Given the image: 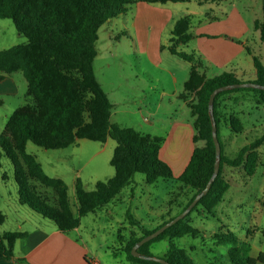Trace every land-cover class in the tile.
Wrapping results in <instances>:
<instances>
[{
	"label": "trees",
	"instance_id": "obj_1",
	"mask_svg": "<svg viewBox=\"0 0 264 264\" xmlns=\"http://www.w3.org/2000/svg\"><path fill=\"white\" fill-rule=\"evenodd\" d=\"M190 1L193 0H0V20H11L17 33L26 39L23 44L0 50V74L20 72L26 83L24 103L11 112L3 132L0 133V161L6 158L12 166L19 205L51 221L59 232L68 233L78 227L80 218L96 212L116 198L122 189L130 186L136 174H142L146 184H153L160 179L174 180L189 188L191 195L179 213L204 189L215 161L211 120L207 109L209 95L218 87L242 81L230 72L205 78L197 71L199 60H195L192 54L177 50L178 46L185 45L192 39L188 32L189 17L183 16L175 20L167 47L171 55L190 63L183 93L179 98L186 103L192 118L193 151L177 178L173 177L170 167L158 157L164 140L162 137L142 134L110 122L112 105L97 83L92 66L98 29L107 20L125 13L131 4ZM195 1L207 3L215 0ZM262 11V20L254 21L253 27L259 31V38L264 43V0ZM244 49L251 57L255 71L251 82L264 86L263 64L247 47ZM239 90L254 92L255 104L264 105V90L239 88L215 95L212 116L220 149L218 173L208 192L185 217L138 247L136 252L139 255L150 256L147 247L153 241L183 236L196 237L199 234L189 220L190 214L203 212L206 217H213L215 208L229 189L228 180L223 175L224 166L240 168L249 177L255 173L259 165L258 148L264 142V134L239 148L232 158L223 155V145L218 137L221 118L232 132L239 133L242 130L237 117L232 113L224 116L219 111L220 99ZM108 138L115 142L109 160L114 174L106 181L96 182L90 191L83 188L78 178L75 179V214L70 209L64 181L47 176L35 156L25 151L27 142L44 150H62L76 140L104 143ZM198 143L202 144L197 145ZM38 186L52 192L53 204L37 190ZM177 214L169 215L158 226L148 230L127 213L128 224L140 230V236H130L124 246L127 261L131 264H159L132 256L131 248ZM253 231L264 239V228ZM23 236L24 233L15 231L0 233V261L13 259L14 243ZM214 237L221 243L231 245L224 254V264H264V253L259 252L256 257L250 256L251 244L247 238L238 242L229 231ZM163 259L169 264H195L181 249L171 250Z\"/></svg>",
	"mask_w": 264,
	"mask_h": 264
},
{
	"label": "rangeland",
	"instance_id": "obj_2",
	"mask_svg": "<svg viewBox=\"0 0 264 264\" xmlns=\"http://www.w3.org/2000/svg\"><path fill=\"white\" fill-rule=\"evenodd\" d=\"M183 16L189 17V33H206L208 37H203L202 40H210V43H213V40H224L230 44L236 43L238 47L243 44L264 66V43L259 38V31L253 27L254 21L262 20V0H215L207 3L193 0L181 3L131 4L125 13L107 20L100 26L94 44V76L112 104L111 121L128 124L129 120L134 121L133 113L139 108L142 109L145 103L151 107L156 105L159 109L156 118L149 117L144 111L142 115L158 123L162 120L165 126H157L153 134L163 137L170 119L181 117L182 109L180 110L178 102L171 100L170 103L164 96L159 99L160 82L154 83L157 86L154 89H149L148 86L149 81L155 77L160 78L166 86L169 83L171 78L166 72L154 69L149 64L150 57L153 59V49L158 42H167L173 23ZM235 33L240 34L235 36ZM212 35L214 36L211 37ZM25 42L26 39L17 33L11 20H0V50ZM194 42L193 40L187 45L178 46L177 50L191 53ZM244 47L243 52L236 57V61H240L245 71L241 77L237 76L242 82H246L243 81L245 79L251 80L248 71L253 69L250 56ZM192 54L199 63L203 61L197 52ZM165 55L175 64L184 63L167 52ZM17 75L20 76V72H17ZM179 75L180 73H175L176 88L179 86ZM22 83L21 96L12 99L11 107L6 104V107L0 108V133L3 132L4 116H8L9 109L24 103V79ZM141 92L145 95L143 103L140 100L143 97ZM231 93V97H236V100L226 102L228 108L223 106L221 113L224 116L232 113L237 117L242 130L239 133L232 132L226 121L221 118L218 137L223 145V155L228 158H232L239 148L264 134V105L255 104L254 92L239 90ZM226 96H223L220 102H223ZM107 141L106 150L89 161L88 158L101 143L78 140L77 144L66 149L44 150L27 142L25 151L35 156L47 176H59L64 181L68 187L70 209L75 212V179L78 178L83 188L90 191L94 188L91 176L95 174L96 178L100 179L103 178L104 172L112 171L108 164V154H111V145L115 142L110 138ZM78 145L81 148L80 153ZM258 153L259 165L250 177L244 175L240 168L224 166L223 175L228 180L229 189L215 208L213 217H206L203 212L190 214L192 226L199 231L196 237L183 236L153 241L147 247L150 256L162 259L171 250L181 249L195 264H224V254L231 245L219 242L214 235L227 231L231 232L238 242L246 238L249 240L251 257H255L258 252L264 253V239L258 232L253 231L256 228H264V142L259 146ZM37 190L50 204L54 203L52 192L42 190L40 186ZM190 195L189 188L174 180L160 179L153 184H146L143 175L136 174L132 184L122 189L117 197L105 206V209L111 210L110 215L106 210H102L80 218L79 233L82 241L91 252L93 251L101 264H126L125 252L120 248L124 243L120 244V240L140 236V230L128 224L126 214L137 219L141 227L148 229L146 227L152 221L161 222L169 215L179 213ZM12 201H16L12 166L6 158H2L0 215L5 218L2 225L6 228L4 230L14 228L16 216L13 213ZM122 222L123 228H119V223ZM117 235H120V240ZM113 252L116 254L113 255Z\"/></svg>",
	"mask_w": 264,
	"mask_h": 264
},
{
	"label": "crops",
	"instance_id": "obj_3",
	"mask_svg": "<svg viewBox=\"0 0 264 264\" xmlns=\"http://www.w3.org/2000/svg\"><path fill=\"white\" fill-rule=\"evenodd\" d=\"M239 34L240 33H235L234 35L237 36ZM191 35H192V39L189 42H192L194 40L195 45L192 52L186 54H192L194 52H197L198 54L201 55L203 61L200 62L199 67L197 69L199 74H202L203 76H205V78L219 75L223 72H230L238 77L244 75L245 71H243L240 61H236V57H238L239 53L243 52V47H244L243 44L241 45V47H238L236 46V43L234 45L224 40L223 41L213 40L214 42L210 43L211 42L210 40L209 41L202 40L203 37H208L206 33H200V34L191 33ZM213 36L214 35H212L211 37ZM169 38H170V33L168 40L165 44H162L161 42L160 43L158 42V44H156V46L153 49L154 50V53L152 55L153 59H151L150 57V63H149L150 65H152L154 69L166 72L167 76L171 78L169 80V83L167 84L168 87L162 84V80L160 78L158 79L155 77L149 81L150 83L148 88L154 89L155 87H157L154 83H156L157 81L160 82L159 99H162L164 96L167 97V100L170 103H172L171 100H174L175 102L179 103L178 106L180 110L182 109L181 117L171 118L170 119L171 121L167 124L168 128L167 130H165L164 136L163 137L159 136L162 137L164 140L162 142V145L160 146L158 157L160 160L165 162L170 167L173 177L177 178L182 173L185 166L187 165L191 153L193 151L192 137L194 132L192 128V118L190 117L189 109L186 106V103L179 98V95L183 93V84L188 77L190 63L182 60V62H184L183 65L180 63H176L177 64L176 65L174 61H172L165 55V52L169 53L167 49L169 44L168 43ZM189 42H187L185 45H187ZM170 56L173 55L170 54ZM169 61L171 62V66ZM185 63L187 65H185ZM177 72L180 73L178 88H176L177 80L175 78V73ZM248 72L251 80L245 79L243 81L251 82L254 80L255 71L254 69H252L251 71ZM21 76L22 74L20 73L19 76L17 75V72L9 75L0 74V108L6 107V104L8 105V107H11L10 105L12 103V99L13 98L18 99L21 96L22 84H23L22 80L24 79L23 76L22 77ZM25 89H26V83H25ZM141 93L143 97L140 100L141 103H143L145 101V95H143V92ZM106 96L108 98L107 94ZM232 99L236 100V97L234 96L231 97V94H229L225 97V100L223 102H219V111H221L223 106L224 107L227 106L226 102H229V100ZM23 100H24V94H23ZM145 104L146 105H144L142 109L139 108L136 112L133 113V115L135 116L134 121L129 120V122H127L128 124L122 121L121 122L111 121V116H112V109H111L110 122L119 127L132 128L142 134H148L150 136H158L157 134H153V131L155 133V131L157 130V126H161V127L165 126L163 125L162 120L160 121V123H158L156 122V120H148L142 115L144 111L147 112L149 117L156 118L159 110L158 106L155 105L154 107H151L150 104L148 103ZM21 105L22 104H19L18 106H16V108ZM16 108H10L8 112L9 113L8 116ZM8 116H4L5 122ZM107 140L104 143H101V146L91 154V156L88 158V161L92 159V157L97 156L98 154L103 153L106 150L107 148L106 146L108 142ZM77 141L78 140H76L70 146L77 144ZM79 146L80 145L77 146L78 153L81 152V148ZM114 146L115 143L111 145V151H113ZM111 155L112 152L110 155L108 154V164ZM113 174L114 171L112 169V171L104 172L103 178L97 179L94 174V176H91V179L93 181V184H95L98 181H106L110 179L113 176ZM51 177L60 178L59 176H51ZM107 204L102 206L96 212L98 211L101 212L102 210H106L105 212H107L110 215L111 210L109 211L105 209V206ZM12 206H13V213L16 216V218L14 219V228H10V230H4L6 228L2 227V225L5 221V218L1 216L2 222L0 223V233L15 231V232L24 233V236L16 240V242L14 243L13 259L2 260L0 261V264H94V262H98V264H101L100 260L96 258L97 256L93 254V251L91 252L87 247V244L85 242L83 243L82 236L79 233L80 222L78 227H76L74 230L68 233H61L57 230L56 226L51 221L44 219L39 215L28 210L26 207L19 205L17 202V194H16V201H12ZM75 212H76V205H75ZM75 212L72 211V213L74 214ZM157 222L158 221H152L146 228L148 229L155 228L160 224V222L158 223ZM119 228H123V222L119 223ZM117 237L118 240H120V235H117ZM128 239L129 238H127L125 241L120 240L121 242L120 241L119 242L120 244L124 243L125 246ZM124 246L120 247L122 251L124 249ZM112 254L115 255L116 252H113ZM124 258L126 264H131L130 262L127 261L126 257Z\"/></svg>",
	"mask_w": 264,
	"mask_h": 264
},
{
	"label": "water",
	"instance_id": "obj_4",
	"mask_svg": "<svg viewBox=\"0 0 264 264\" xmlns=\"http://www.w3.org/2000/svg\"><path fill=\"white\" fill-rule=\"evenodd\" d=\"M239 88H252V89L264 90V86H260V85H257L255 83H252V82H241V83H237V84H232V85H226V86L218 87V88L214 89L211 92V94L209 95V98H208V102H207V109H208V113L210 115V120H211V138H212V141H213L214 154H215V161H214V164H213L212 174H211L208 182L206 183L204 189H202L194 197V199L190 202V204L181 213H179L173 219H171L170 221L166 222L164 225H162L161 227L156 229L154 232L150 233L147 236H144L142 239H140L137 243H135L133 245V247L131 248L132 256L140 258V259L152 260V261H155V262H157L159 264H169L163 258L162 259H158V258H154V257H151V256H148V257L141 256V255H139L136 252V249L138 247H140L143 243L148 242V241L152 240L153 238H155L156 236H158L166 228L170 227L171 225H173L178 220L184 218L185 215L191 210V208L197 203V201L203 195H205L208 192L211 183L213 182L214 178L216 177V175L218 173V162H219V157H220V149H219V143H218L217 136H216L215 121H214L213 116H212L213 100H214L215 95L217 93H219V92L226 91V90H232V89H239Z\"/></svg>",
	"mask_w": 264,
	"mask_h": 264
},
{
	"label": "built area",
	"instance_id": "obj_5",
	"mask_svg": "<svg viewBox=\"0 0 264 264\" xmlns=\"http://www.w3.org/2000/svg\"><path fill=\"white\" fill-rule=\"evenodd\" d=\"M94 264H98V262H94Z\"/></svg>",
	"mask_w": 264,
	"mask_h": 264
}]
</instances>
